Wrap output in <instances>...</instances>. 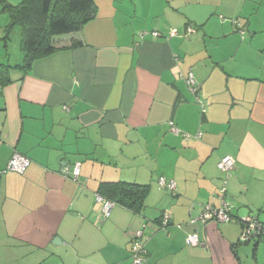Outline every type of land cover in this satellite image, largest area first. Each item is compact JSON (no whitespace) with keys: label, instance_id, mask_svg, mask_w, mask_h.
I'll list each match as a JSON object with an SVG mask.
<instances>
[{"label":"crops","instance_id":"obj_1","mask_svg":"<svg viewBox=\"0 0 264 264\" xmlns=\"http://www.w3.org/2000/svg\"><path fill=\"white\" fill-rule=\"evenodd\" d=\"M94 2L80 31L0 87V170L15 151L30 159L0 173V264H132L140 229L143 264H264V240L239 241L242 217L264 224V1ZM224 155L235 163L222 194ZM75 162L77 179L61 171ZM119 181L148 185L143 205L104 216L95 195ZM222 200L233 220L189 221Z\"/></svg>","mask_w":264,"mask_h":264},{"label":"trees","instance_id":"obj_2","mask_svg":"<svg viewBox=\"0 0 264 264\" xmlns=\"http://www.w3.org/2000/svg\"><path fill=\"white\" fill-rule=\"evenodd\" d=\"M0 11L9 16L1 38L5 49L12 29L17 26L22 52L20 63L0 61V87H3L13 81V71L26 73L35 60L53 53L57 49L55 37L80 31L95 17L96 4L94 0H20L15 4L0 0ZM111 186V194H99L134 210L142 207L148 185L119 181Z\"/></svg>","mask_w":264,"mask_h":264},{"label":"built area","instance_id":"obj_3","mask_svg":"<svg viewBox=\"0 0 264 264\" xmlns=\"http://www.w3.org/2000/svg\"><path fill=\"white\" fill-rule=\"evenodd\" d=\"M187 33H191L194 31L193 27L187 26L186 29ZM148 32L147 31H140L139 36L143 38ZM150 34L153 37L160 36V33L158 31H150ZM178 34V31L176 28H172L169 30L168 35L169 36H175ZM186 82L189 86V90L191 92H195L196 90V81L194 78V74L192 71H188L186 75ZM197 101L201 104V100L197 99ZM202 106V105H201ZM170 129L176 133L181 134L184 139H188L190 137L199 138L201 136V132L198 131L195 134H190L186 132H180L174 125L172 121H169ZM235 160L231 155H224L222 156L219 161L217 162V166L220 169V171L224 174L223 178V187L221 188L220 192L224 194L225 192V184L227 178L230 176V173L234 167ZM30 164V159L19 153V152H13L11 157L9 158L6 166L4 169L0 170V173L5 172H16L18 174H22L25 169ZM62 173L66 176H70L73 179H77L80 173V163L75 162L71 169H69V166L66 164L61 169ZM158 185L160 187H167L171 191L175 190V182L171 179H166L164 177L158 178ZM95 201L100 204L101 211L104 216L109 215L111 208L113 207L114 203L103 197L100 194L95 195ZM196 220H200L202 223H205L210 220H216V221H231L233 220L231 214L229 213V209L227 207V204L222 200V205L219 207H215L212 204L206 203L200 214L197 218H190V222H194ZM170 221V213L168 211H164L162 213V218L160 223L165 226ZM242 222V229L239 234V241L240 242H249L254 241L256 239H262L264 240V224L261 223L256 217L247 215L241 218ZM143 232L142 229L137 231L136 238L132 241L129 253L130 258L132 261V264H143L145 262V249L143 247L142 238ZM187 244L190 245H197L199 244V239L197 233H190L186 237Z\"/></svg>","mask_w":264,"mask_h":264},{"label":"rangeland","instance_id":"obj_4","mask_svg":"<svg viewBox=\"0 0 264 264\" xmlns=\"http://www.w3.org/2000/svg\"><path fill=\"white\" fill-rule=\"evenodd\" d=\"M9 1L10 3H17L19 2L20 0H7ZM264 1V0H263ZM264 3V2H263ZM218 13H228L224 10H219L217 11L214 15V18H217L219 19V15ZM229 16V15H227ZM221 17H224L223 15H221ZM226 18V17H224ZM1 19L4 20V22L8 23L9 21V16L4 13V12H1L0 11V21ZM234 18H231V20H233ZM3 51L4 53V47H3V42L0 41V52ZM7 51H8V56L4 59H0V61L2 62H7V63H10V64H16V63H20L22 61V52L20 50V28L15 26L12 31H11V34H10V39H9V42H8V46H7Z\"/></svg>","mask_w":264,"mask_h":264}]
</instances>
